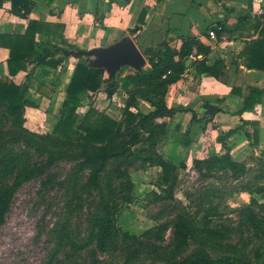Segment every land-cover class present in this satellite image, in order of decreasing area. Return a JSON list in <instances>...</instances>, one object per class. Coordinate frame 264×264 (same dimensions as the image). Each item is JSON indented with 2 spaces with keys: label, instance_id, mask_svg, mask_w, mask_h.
<instances>
[{
  "label": "trees",
  "instance_id": "1",
  "mask_svg": "<svg viewBox=\"0 0 264 264\" xmlns=\"http://www.w3.org/2000/svg\"><path fill=\"white\" fill-rule=\"evenodd\" d=\"M4 1L0 0V7ZM9 1L11 12L24 18L28 17L35 5L34 0ZM141 21H144V18ZM42 26L43 23L31 20L23 35L0 34V46L10 51L7 64L11 76L27 69L30 63L55 67L63 62L61 59L57 62L48 59L56 53L49 47L44 48L42 55L35 52V35L41 32ZM131 31L134 32L133 29ZM192 41L191 37L185 39L180 52L169 46H165V50L160 52L152 48L144 51L150 67L130 72L121 80L129 95L121 120L92 105L82 116L78 113L86 93H95L104 84V91L107 97L111 98L118 91L120 84L117 74L106 77V69L94 65L88 57L79 58L67 86L66 98L60 108L58 120L53 129L44 134L33 132L25 125L26 106L34 105L26 98L30 78L28 77L22 84H17L12 79L0 78V123L3 121L8 125L0 128V227L6 221L12 198L23 184L38 179L41 180L43 188L49 185L65 187L66 183L59 180L55 168L60 162L75 161L78 163L77 172L89 169L88 180L84 185L97 192L96 204L100 212L95 213L91 219L87 239L81 243L70 240L73 249L80 252L95 244L93 254L96 255V251L110 252V249H118L119 243H123L120 248L122 254H125L123 264H134V261L144 254L157 260H166L164 253L159 250L161 243L165 241L169 223H158L141 235H133L118 227L117 211L120 205L135 202V183L130 172L133 167L138 170L158 167L159 176L155 186L162 193L161 199L171 202L176 200L175 190L180 179L179 171L186 168L187 164L184 161L177 164L167 158L159 152L158 145L168 132L167 118L173 117L178 111H183L177 107H168L165 95L168 86L176 82L183 73L185 57L190 54L185 46ZM242 54L247 68L264 71V23L262 35L247 41ZM176 55L178 59H175ZM225 67L223 59L216 60L212 65H208L205 60L197 61L199 73H209L217 79H221ZM232 90L236 93L240 89L233 87ZM263 96L264 89L249 87V93L243 100V107L235 113L253 110L262 102ZM141 99L149 102L153 109L148 112L134 111L133 108L138 107ZM204 107L207 115L205 117L209 116V121L213 120L216 113L222 111L218 105L209 102H205ZM192 119L197 120L195 113ZM246 125L253 126V132H246V135L253 140L251 145L257 147L258 123L243 120V125L219 133L217 140L225 149L224 153L208 154L206 149L202 157L194 158V168L206 177H214L216 173L222 171H231L233 177L240 176L245 170V165L232 156L227 141ZM140 144L143 145L139 146ZM254 191L264 199L263 185L256 186ZM72 200L77 203L79 199L75 197ZM255 205L260 208L261 213L256 212ZM262 211L264 212V202L260 203V199L255 197L251 198L248 207L240 211L241 216L251 226L253 236L264 237ZM216 214L217 212L213 211L203 216L207 224H204V227L210 236L216 234L208 226ZM173 224V233L179 249L195 235V229L191 228L189 220L182 213L176 215ZM217 233L222 231L219 230ZM259 258L264 256L260 254ZM170 264L248 263L229 254L214 257L202 247ZM261 264H264V260Z\"/></svg>",
  "mask_w": 264,
  "mask_h": 264
},
{
  "label": "crops",
  "instance_id": "2",
  "mask_svg": "<svg viewBox=\"0 0 264 264\" xmlns=\"http://www.w3.org/2000/svg\"><path fill=\"white\" fill-rule=\"evenodd\" d=\"M34 1L35 5L26 18L11 12L9 0H5L0 7V34L23 35L31 20L39 21L44 26L35 35V52L42 55L44 48L49 47L56 53L48 59L55 62L63 60L55 67L30 63L27 69L11 76L7 64L10 51L0 46V78L12 79L17 84L30 78L26 98L34 105L26 106V126L30 124L27 121L30 116L58 119L67 86L80 58L72 52L108 48L129 37L145 58L142 69H147L150 67L144 54L147 48L160 52L169 46L180 52L184 40L191 37L192 43L185 46L190 53L185 57V69L179 79L168 86L165 95L168 107L183 111L167 118L168 132L158 145L159 152L176 162L187 152V158L190 156L192 161L196 156L202 157L206 149L209 154L213 144L222 150V144L217 140L219 133L243 125V120L258 123L257 148L264 150V96L253 110L235 113L243 107L249 87L264 89V71L247 68L242 54L247 41L262 35L264 14L258 13L259 5L255 0ZM143 18L144 21H141ZM62 25L64 27L61 28ZM215 25H220L221 30L216 31L215 38H211L209 31ZM218 59L226 63L221 79L198 72L197 61L205 60L212 65ZM233 87L241 91L235 93ZM104 89L103 84L97 92L101 99H107L110 109V102L116 100V93L109 98ZM140 102L139 107L133 108L134 111L148 112L153 109L146 100L141 99ZM205 102L222 109L211 121L209 116L205 117ZM106 113L110 115L108 111ZM194 113L197 120L192 119ZM244 127L228 139L232 155H240L252 148L253 140L247 137L246 132L252 133L253 126ZM195 150L199 153L195 154Z\"/></svg>",
  "mask_w": 264,
  "mask_h": 264
},
{
  "label": "rangeland",
  "instance_id": "3",
  "mask_svg": "<svg viewBox=\"0 0 264 264\" xmlns=\"http://www.w3.org/2000/svg\"><path fill=\"white\" fill-rule=\"evenodd\" d=\"M96 59L93 56L90 61ZM134 70L132 66L124 65L117 72L120 84L114 96L116 100L110 102V109L106 104L107 99H101L98 91L84 95L78 113L82 116L92 105L121 120L125 109L123 104L125 106L129 96L121 80ZM105 76H109V71H106ZM139 104L140 101L138 107ZM28 118L30 124L26 127L40 134L50 132L58 120L50 117ZM5 125L8 127L1 121L0 128ZM219 147L211 145V153H224L225 149ZM261 151L264 152L252 145L251 149L240 155H232L245 165V170L238 177H233L231 171L206 177L194 168L190 156L187 158V152L184 158L176 161L177 164L186 162L187 167L179 171L174 202L161 199L162 193L155 186L159 176L158 167L144 170L131 168L136 199L130 205L119 206L118 227L130 234L141 235L158 223L168 222L170 225L159 250L164 253L166 260H157L144 254L134 264H170L202 247L214 257L229 254L248 264H261L264 258H259V255L264 256V237L253 236L251 226L240 214L242 209L250 205L251 198L264 202L262 196L254 191L256 186H264V153ZM194 153L199 151L195 150ZM77 164L75 161H63L56 166L57 176L66 183L65 187L49 185L43 188L41 180L34 179L16 191L6 221L0 227V264H123L125 254L120 249L123 243H119L118 249H110V252L96 251V255L93 254L95 244L76 252L70 243L71 239L77 243L87 239L91 219L100 212L96 204L97 192L84 185L88 180L89 169L79 173ZM75 197L79 199L77 203L72 200ZM254 208L257 213H261L257 205ZM213 211L217 214L208 226L216 234L210 236L204 227L206 222L203 216ZM178 213L187 217L191 228L195 229V235L179 249L173 233V220ZM219 230L222 233H217Z\"/></svg>",
  "mask_w": 264,
  "mask_h": 264
},
{
  "label": "water",
  "instance_id": "4",
  "mask_svg": "<svg viewBox=\"0 0 264 264\" xmlns=\"http://www.w3.org/2000/svg\"><path fill=\"white\" fill-rule=\"evenodd\" d=\"M72 54L77 57L95 56L97 59L93 61V64L105 68L106 71H109L110 76L116 75L124 65H130L134 69L140 70L145 63L142 52L129 37L108 48H95L90 51L78 50Z\"/></svg>",
  "mask_w": 264,
  "mask_h": 264
},
{
  "label": "built area",
  "instance_id": "5",
  "mask_svg": "<svg viewBox=\"0 0 264 264\" xmlns=\"http://www.w3.org/2000/svg\"><path fill=\"white\" fill-rule=\"evenodd\" d=\"M255 3L258 4V13L264 14V0H255ZM221 30L220 25H215L213 28L209 31V35L211 38L216 37V31Z\"/></svg>",
  "mask_w": 264,
  "mask_h": 264
}]
</instances>
